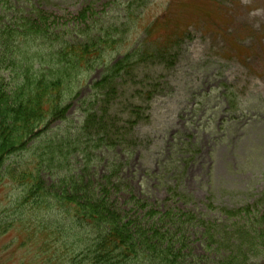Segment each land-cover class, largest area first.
Returning a JSON list of instances; mask_svg holds the SVG:
<instances>
[{
    "label": "rangeland",
    "instance_id": "1",
    "mask_svg": "<svg viewBox=\"0 0 264 264\" xmlns=\"http://www.w3.org/2000/svg\"><path fill=\"white\" fill-rule=\"evenodd\" d=\"M136 1L0 0V21L23 31L41 12L46 21L39 22L40 27L52 32L72 27L73 37L98 31L100 25H123L121 48L112 61L128 52L162 47L176 57L171 65L144 58L116 80L110 95L117 96L109 104L101 96L105 91L96 97L92 87L105 68L98 65L66 100V120L44 127L33 144L61 141L64 134L80 135L83 141L84 113L91 110L87 131L95 136L93 141L101 135L96 129L104 127L115 145L106 148L108 140L102 137L99 151L91 152L92 143L78 148L63 168L98 185L107 167L119 162L120 188L109 187L104 194L143 227L152 226L146 216L152 206L180 215L203 211L208 199L216 206L239 207L264 196V0ZM25 39L33 53L44 54L46 45ZM18 48L23 51L20 42ZM137 107L139 113L133 112ZM31 145L3 162L0 158V164L5 162L0 178V264H79L69 249L63 253L74 242L67 232L68 217L52 207L31 209L29 199L22 200L25 185L10 174L14 165L27 170L37 164L46 185L55 183V170L37 159L39 150L32 151ZM176 191L192 203L177 202ZM137 201L146 202L147 209H140ZM165 228L189 237L200 253L195 229L179 223ZM80 229L76 242L86 237ZM60 241L65 246L56 245Z\"/></svg>",
    "mask_w": 264,
    "mask_h": 264
},
{
    "label": "trees",
    "instance_id": "2",
    "mask_svg": "<svg viewBox=\"0 0 264 264\" xmlns=\"http://www.w3.org/2000/svg\"><path fill=\"white\" fill-rule=\"evenodd\" d=\"M41 14L25 31L22 26H6L0 21V158L3 162L10 155L26 151L32 144V151L39 150L37 159L55 170V183L46 185L37 164L27 170L16 168L18 164L12 170L8 168L10 174L25 185L22 200L29 199L31 209L52 207L68 217L71 226L67 232L74 242L70 243L73 246L66 245L63 253L69 249L75 263L79 264H264V196L239 207L216 206L208 199L203 211L180 215L161 212L163 207L152 206L146 214L152 226L143 227L137 220L119 212L104 194L109 187L120 188L119 170L123 167L119 162L107 167V175L98 185L68 171L66 166L63 168L64 161L78 148L85 149L92 143L91 152L99 151L104 144L102 137L108 140L106 148L115 145L104 127L96 129L101 135L93 141L95 136L91 137L90 130L87 131L93 117L91 110L84 113L86 119L80 129L83 141L80 135L64 134L59 137L63 143L51 139L33 144L44 127L66 120L69 106L65 105L66 100L73 98L85 77L100 68L98 65L105 68H102L99 82H94L92 87L96 97L97 93L105 91L101 96L109 104L117 96L110 95L116 80L131 72L144 58L151 56L153 60L170 65L176 59L169 48L162 47L155 52H128L123 58L112 61V55L121 48L120 28L123 25L112 24L107 29L100 25L98 31L73 37L72 27L64 26L59 32L40 27L39 22L46 21ZM25 38L46 45L44 54L33 53V45L25 43L28 42ZM17 42L23 45V51L17 49ZM133 112L139 113L138 107ZM91 159L92 156L85 158L83 169ZM2 162L0 178L5 164ZM174 196L180 204L192 203V199L181 192L176 191ZM137 205L147 209L146 202L137 201ZM178 223L196 230L200 253L194 251L189 237H180L165 228ZM57 225L56 231H60L62 226ZM80 228L85 230L86 237L76 242L75 236L82 232ZM57 244L65 246L61 241Z\"/></svg>",
    "mask_w": 264,
    "mask_h": 264
}]
</instances>
